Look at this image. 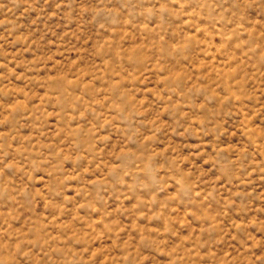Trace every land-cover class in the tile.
Here are the masks:
<instances>
[{"label":"rangeland","instance_id":"rangeland-1","mask_svg":"<svg viewBox=\"0 0 264 264\" xmlns=\"http://www.w3.org/2000/svg\"><path fill=\"white\" fill-rule=\"evenodd\" d=\"M0 264H264V0H0Z\"/></svg>","mask_w":264,"mask_h":264}]
</instances>
